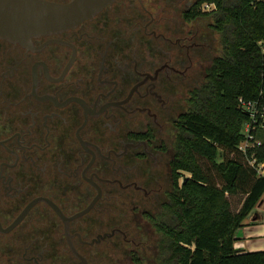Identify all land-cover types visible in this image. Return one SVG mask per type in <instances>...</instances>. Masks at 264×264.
<instances>
[{
	"label": "flooded vegetation",
	"instance_id": "1",
	"mask_svg": "<svg viewBox=\"0 0 264 264\" xmlns=\"http://www.w3.org/2000/svg\"><path fill=\"white\" fill-rule=\"evenodd\" d=\"M199 1L114 0L0 39V264H157L175 140L220 53Z\"/></svg>",
	"mask_w": 264,
	"mask_h": 264
},
{
	"label": "trees",
	"instance_id": "2",
	"mask_svg": "<svg viewBox=\"0 0 264 264\" xmlns=\"http://www.w3.org/2000/svg\"><path fill=\"white\" fill-rule=\"evenodd\" d=\"M201 2L216 6L202 14L212 15L220 53L206 70L175 140L172 169L189 176L175 183L162 216L154 221L155 261L264 264V250L234 248L235 231L264 193V176L237 150L247 120L237 108V98L258 99L264 106V0ZM263 158L264 142L256 149L257 161Z\"/></svg>",
	"mask_w": 264,
	"mask_h": 264
},
{
	"label": "water",
	"instance_id": "3",
	"mask_svg": "<svg viewBox=\"0 0 264 264\" xmlns=\"http://www.w3.org/2000/svg\"><path fill=\"white\" fill-rule=\"evenodd\" d=\"M114 0H0V39L29 46L31 39L73 28Z\"/></svg>",
	"mask_w": 264,
	"mask_h": 264
},
{
	"label": "built area",
	"instance_id": "4",
	"mask_svg": "<svg viewBox=\"0 0 264 264\" xmlns=\"http://www.w3.org/2000/svg\"><path fill=\"white\" fill-rule=\"evenodd\" d=\"M208 5L204 3L205 7ZM237 108L247 116V120L240 129L241 141L237 145V150L243 154L248 164L255 171L263 175L264 158L260 161L256 159V149L263 145V142L255 135L258 131H264V106L260 100H245L237 98Z\"/></svg>",
	"mask_w": 264,
	"mask_h": 264
},
{
	"label": "crops",
	"instance_id": "5",
	"mask_svg": "<svg viewBox=\"0 0 264 264\" xmlns=\"http://www.w3.org/2000/svg\"><path fill=\"white\" fill-rule=\"evenodd\" d=\"M258 136L264 142V133L258 134ZM234 238L235 249L244 252L264 250V193L247 215L243 226L235 231Z\"/></svg>",
	"mask_w": 264,
	"mask_h": 264
},
{
	"label": "rangeland",
	"instance_id": "6",
	"mask_svg": "<svg viewBox=\"0 0 264 264\" xmlns=\"http://www.w3.org/2000/svg\"><path fill=\"white\" fill-rule=\"evenodd\" d=\"M202 6H203V5H202ZM210 8H211V6H209L208 8H206V7H205V8H202V10L205 9V10L207 11V10H209ZM241 126H242V125H241ZM241 128H242V127H241ZM261 133H264V131H262V132H261V131H258V132H256V134H255L259 140H262V139H260L259 136H258V134H261ZM199 160L201 161V164H202V165H204L205 167L208 166V164L205 163L202 159H199ZM263 171H264V170H263ZM182 176H183V177H188L189 174L184 172V173L182 174ZM212 176L214 177V174H212ZM214 179H215V177H214ZM234 200H235V198H234ZM231 202H232V201H231ZM150 253H151V251H150ZM156 253H157V247H156L155 250H153V256H152V257H155V256H156ZM153 261L155 262L154 259H153ZM150 263H151V264H154L151 260H150Z\"/></svg>",
	"mask_w": 264,
	"mask_h": 264
}]
</instances>
